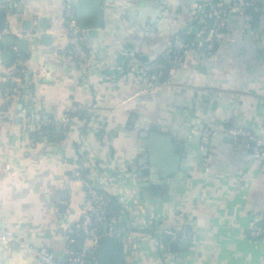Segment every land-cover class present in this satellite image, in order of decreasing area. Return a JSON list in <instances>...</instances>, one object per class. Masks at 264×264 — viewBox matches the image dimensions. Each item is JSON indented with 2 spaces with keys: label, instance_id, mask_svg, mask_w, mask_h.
<instances>
[{
  "label": "crops",
  "instance_id": "0c3cea01",
  "mask_svg": "<svg viewBox=\"0 0 264 264\" xmlns=\"http://www.w3.org/2000/svg\"><path fill=\"white\" fill-rule=\"evenodd\" d=\"M213 2L101 0L99 26L82 30L89 56L83 64L65 51L63 0L8 5L0 29V98L3 81L20 84L24 75L54 129L31 145L24 124L32 105L22 106L17 95L7 116L0 115V230L64 258L73 249L65 230L80 218L87 197L73 176L81 166L117 201L108 221L118 227L122 264H264V238L249 235L250 223L264 213V169L239 137L220 130L245 126L264 138V9L252 23L228 13L213 51H188L181 66L168 69L167 83L150 88L140 69L126 66L129 56L141 63L165 55L172 37ZM70 106L83 117L62 120ZM144 126L183 143L178 168L160 174L157 185L155 165L139 149L137 128ZM206 126L217 130L207 148L200 141ZM171 155L157 150L164 165ZM181 219L192 241L173 251L156 234L163 223ZM0 264L40 262L0 239Z\"/></svg>",
  "mask_w": 264,
  "mask_h": 264
},
{
  "label": "built area",
  "instance_id": "2783aa9c",
  "mask_svg": "<svg viewBox=\"0 0 264 264\" xmlns=\"http://www.w3.org/2000/svg\"><path fill=\"white\" fill-rule=\"evenodd\" d=\"M12 2L13 0H0V9L6 10ZM256 2L258 3L255 0H214L213 5L209 9L195 13L194 18H198L197 21L185 30L186 33L193 35L192 39L187 41L176 33L169 43V48L166 52L168 69L181 66L184 55L190 50L210 54L221 35L224 17L228 13L234 12L241 15L247 22H250L251 13L248 9L254 12L264 9V0L259 2V5ZM62 14L67 38L66 54L74 58L77 63L83 64L88 61L89 56L82 30L77 23L74 0H63ZM126 66L132 70L140 69L147 76L150 88L168 82L169 77L164 82L159 81V77L163 74L165 66L154 59L139 63L136 58L129 56L126 60ZM10 96L9 90L7 88L4 89L0 98V105H2L0 109L1 116H7L8 114ZM17 97L24 103L32 105V119L27 120L24 125L28 133V141L31 145L35 144L39 141V137L42 139L46 136L45 131L41 129L45 125L41 113L43 102L30 89H25ZM77 110V106L67 107L62 120L66 121L69 115L75 113ZM103 123L104 119H100L99 117L98 127H101ZM220 130L233 137H239L243 145L250 151L252 157L264 169V138L258 136L253 130L245 126L223 125ZM216 133L217 130L213 127H204L200 138L202 145L206 148L210 147L214 142ZM80 167L73 171V176L85 188L87 197L81 206L80 218L65 230L64 237L73 249H70L64 258H56L47 247L35 244L27 236L9 228H2L0 230L1 241L17 244L38 259L40 264H99L96 245L97 239L101 234L98 224L106 220L111 213L109 198L106 195V191L99 190L94 186L89 171L86 176L82 175V167ZM113 226L114 223L108 221L106 235L112 234ZM158 233L160 236L164 234L169 235L170 241H178L183 237L188 242L189 240L192 241V233L185 224L184 219H181L174 225L163 223ZM249 235L255 238H264V213L250 223Z\"/></svg>",
  "mask_w": 264,
  "mask_h": 264
},
{
  "label": "water",
  "instance_id": "95a60500",
  "mask_svg": "<svg viewBox=\"0 0 264 264\" xmlns=\"http://www.w3.org/2000/svg\"><path fill=\"white\" fill-rule=\"evenodd\" d=\"M87 4H89L87 6ZM101 0H76V17L77 23L81 30H91L99 26V12H100ZM85 7L89 8L88 10ZM5 18V10L0 9V29L3 28V21ZM9 54V52H4ZM58 131L60 129L58 128ZM138 137L140 140L139 149L142 151L145 149V155L143 159H148L149 163L154 164L155 167H151L152 185H157L158 176L166 177L170 175L174 170L178 168V160L180 159V152L183 149V143L176 142L172 134H167L163 129L157 126H144L138 127ZM62 136L56 138V142L59 143ZM159 148L164 149L167 153L172 152L171 162L164 165L160 157L157 156V150ZM150 171V169H149ZM148 172V171H147ZM163 173V174H162ZM64 210V207H60ZM108 219L105 220L103 229L100 231V236L97 239V253L99 264H122L121 256V237L118 233L117 225L112 228V234L106 235L108 231ZM162 240L169 242V248L173 251L184 250L187 248L189 242L185 240L170 241L169 235L164 234L161 236Z\"/></svg>",
  "mask_w": 264,
  "mask_h": 264
},
{
  "label": "trees",
  "instance_id": "16d2710c",
  "mask_svg": "<svg viewBox=\"0 0 264 264\" xmlns=\"http://www.w3.org/2000/svg\"><path fill=\"white\" fill-rule=\"evenodd\" d=\"M259 3V2H258ZM257 2L256 4L259 5ZM248 11L251 13V17H250V22L252 23L253 21H255L257 19V17L261 14L262 11H259V12H254L252 11L251 9H248ZM198 18L194 19L193 21V24H195V22L197 21ZM177 34H179L180 36H182L185 40L187 41H190L193 37L192 34L190 33H186V32H182V31H179ZM166 55H161L159 57H157L156 60L157 62H160V63H163L164 64V68H163V74L159 77L160 78V82H164L165 80L168 79L169 77V71H168V63H167V59H166ZM20 77L22 78L21 80V83H17L15 80H12V79H9V80H5L1 83V93L4 91V89H8L11 96L9 98V101L11 102L12 98L17 95H21L26 88H30L32 87V83H30L29 85H25L23 84V81H24V75L20 74ZM19 103L22 104V106H25L23 101L19 98ZM2 108V105H0V109ZM82 111L81 110H77L75 113H73V115H76V116H79V117H83V114L81 113ZM29 118L28 120H31V117L32 115L30 114V112L28 111L27 114H26ZM64 123H67V122H64ZM63 123V124H64ZM52 122H47V124L43 125L41 129H43L45 131V134L47 135V132H49L50 130H53L54 127L51 125ZM104 123L101 125L100 129H99V134L101 135L102 132H103V129H104ZM84 129V128H83ZM39 140H41V138L39 137ZM80 167V166H79ZM78 167V168H79ZM81 168V167H80ZM81 173L83 176H86L87 173H88V170L86 169H83L81 168ZM100 190V189H99ZM106 195L108 196L109 198V208L110 210L112 211V213L114 211H116L118 209V204H117V201L114 199L113 196H111L110 194L106 193ZM111 213V215H112ZM188 227V226H187ZM156 236L161 239V236L160 234H156Z\"/></svg>",
  "mask_w": 264,
  "mask_h": 264
}]
</instances>
